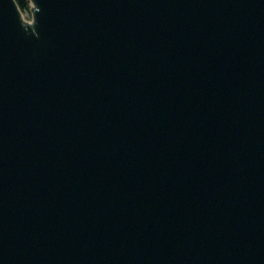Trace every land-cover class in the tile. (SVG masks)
<instances>
[{"label":"water","instance_id":"95a60500","mask_svg":"<svg viewBox=\"0 0 264 264\" xmlns=\"http://www.w3.org/2000/svg\"><path fill=\"white\" fill-rule=\"evenodd\" d=\"M0 0V264H264V0Z\"/></svg>","mask_w":264,"mask_h":264},{"label":"trees","instance_id":"16d2710c","mask_svg":"<svg viewBox=\"0 0 264 264\" xmlns=\"http://www.w3.org/2000/svg\"><path fill=\"white\" fill-rule=\"evenodd\" d=\"M23 12L29 11L31 7L30 0H16Z\"/></svg>","mask_w":264,"mask_h":264},{"label":"rangeland","instance_id":"374dc122","mask_svg":"<svg viewBox=\"0 0 264 264\" xmlns=\"http://www.w3.org/2000/svg\"><path fill=\"white\" fill-rule=\"evenodd\" d=\"M23 13H24V16H25L26 19H28V20L31 19V12H30V10L29 11H25Z\"/></svg>","mask_w":264,"mask_h":264}]
</instances>
